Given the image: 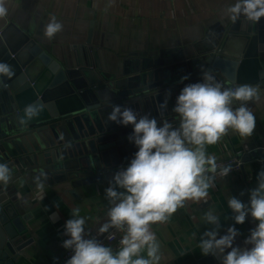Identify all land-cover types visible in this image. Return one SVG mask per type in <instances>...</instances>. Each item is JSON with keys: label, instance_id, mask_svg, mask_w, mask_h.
<instances>
[{"label": "water", "instance_id": "obj_1", "mask_svg": "<svg viewBox=\"0 0 264 264\" xmlns=\"http://www.w3.org/2000/svg\"><path fill=\"white\" fill-rule=\"evenodd\" d=\"M2 37L0 62L15 75L0 78V162L13 172L7 185L0 184V264H13L31 242L25 238L24 217L17 213L20 179L29 181L43 172L45 182L75 189L111 180L133 158L138 149L128 139L132 126L108 121L112 106L178 126L176 98L185 85L201 82L203 69L225 87H264V18L256 24L243 17L228 20L190 51L132 54L113 73L104 71L88 48L64 64L11 23ZM166 98L167 108L161 109ZM27 105L39 115L22 124ZM249 159V154L242 156V161Z\"/></svg>", "mask_w": 264, "mask_h": 264}, {"label": "crops", "instance_id": "obj_2", "mask_svg": "<svg viewBox=\"0 0 264 264\" xmlns=\"http://www.w3.org/2000/svg\"><path fill=\"white\" fill-rule=\"evenodd\" d=\"M235 0H9L8 15L0 19V56L4 50L2 32L14 24L33 35L57 60L71 64L88 48L94 60L107 73L121 68L122 60L132 54L158 57L169 52L190 51L213 31H220L228 21L225 8ZM55 16L63 30L54 39L44 36V27ZM89 41V45H87ZM92 48L93 52H90ZM261 100L249 103L256 118L250 137L230 130L218 143L206 146L210 156L229 158L243 144L254 149L264 144V87ZM242 161V171L226 178H215L207 202L186 201L166 222L151 225L160 244L159 264H222L224 254L204 255L199 249L201 236L210 230L203 217L209 210L220 217L218 237L235 227L239 235L233 247L250 248L245 240L256 227L250 215L243 224H235L228 199L236 197L248 204L249 194L257 186V176L264 166L255 160ZM110 180L72 189L67 183L44 181L43 190L35 179L16 184L18 215L24 217L26 239L31 242L19 253L13 264H57L60 259L58 239L73 208L86 219L85 231L101 226L111 206L105 189ZM243 193V195H242ZM53 213L56 216H53ZM113 250H118L113 248ZM146 258V252L142 253Z\"/></svg>", "mask_w": 264, "mask_h": 264}, {"label": "clouds", "instance_id": "obj_3", "mask_svg": "<svg viewBox=\"0 0 264 264\" xmlns=\"http://www.w3.org/2000/svg\"><path fill=\"white\" fill-rule=\"evenodd\" d=\"M8 3L9 0H0V19L7 17ZM224 15L233 23L241 17L252 24L259 23L264 18V0H235L225 8ZM62 30L63 24L52 16L44 27V36L52 40ZM14 75L9 64L0 62V78L11 79ZM261 96L258 86L225 87L211 71L203 69L201 82L185 85L176 98L173 111L179 117L178 126L167 121L158 123L156 118L140 116L128 107L112 106L107 120L131 125L133 132L128 139L138 150L105 189L111 206L108 219L98 231L103 234L116 229L124 235L115 251L95 238H87L86 219L79 208H73L64 226L68 238L62 242L63 248L72 251L66 264H159L160 244L151 225L169 220L186 201H208L218 165L215 157L207 154L206 146L218 143L230 130L250 137L256 118L248 105L259 102ZM160 108H167V98ZM38 115L35 106L27 105L20 122L26 123ZM231 170L229 165L221 172L227 176ZM12 177L9 165L0 162V184L7 185ZM46 179L43 172L35 177L39 189L43 190ZM228 207L235 224H243L249 215L257 221L245 240L251 247H233L240 234L235 227H229L225 235L217 238L220 217L209 210L203 217L211 228L201 236L202 254H224L231 249L223 255L222 264H264V171L257 176V186L250 191L248 204L230 197ZM108 238L114 236L110 234Z\"/></svg>", "mask_w": 264, "mask_h": 264}, {"label": "built area", "instance_id": "obj_4", "mask_svg": "<svg viewBox=\"0 0 264 264\" xmlns=\"http://www.w3.org/2000/svg\"><path fill=\"white\" fill-rule=\"evenodd\" d=\"M168 1V0H163ZM254 152V158L256 161H258L260 164L264 166V144L254 148L250 149L247 145L243 144L240 148V150L232 157L229 158H219L215 157L216 164L218 165L217 172L215 174V178L221 179L226 178L229 176H232L236 173H240L242 171V156L244 154H248L250 152ZM231 166V171L227 176H224L221 172L222 168H225L227 166ZM100 226L92 231H90L88 234H86L87 238H95L101 243H103L106 246H110L111 248L119 249L120 247V240L122 239L124 233L123 231H118L116 229H110L108 233L101 234L99 230ZM113 235V239H109V235ZM68 237L64 235V231L61 232L59 239H58V248L60 251V259L57 264H66L67 259H69L72 255V251L70 249H65L62 247V242L67 239ZM38 264V263H36Z\"/></svg>", "mask_w": 264, "mask_h": 264}]
</instances>
